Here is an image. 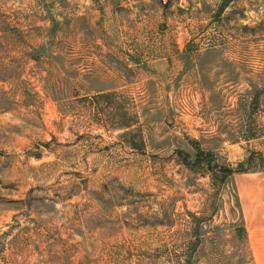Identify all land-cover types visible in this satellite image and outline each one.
Listing matches in <instances>:
<instances>
[{
  "label": "rangeland",
  "instance_id": "1",
  "mask_svg": "<svg viewBox=\"0 0 264 264\" xmlns=\"http://www.w3.org/2000/svg\"><path fill=\"white\" fill-rule=\"evenodd\" d=\"M256 169L264 0H0V264H239Z\"/></svg>",
  "mask_w": 264,
  "mask_h": 264
},
{
  "label": "crops",
  "instance_id": "2",
  "mask_svg": "<svg viewBox=\"0 0 264 264\" xmlns=\"http://www.w3.org/2000/svg\"><path fill=\"white\" fill-rule=\"evenodd\" d=\"M231 184L247 255L239 264H264V170L233 172Z\"/></svg>",
  "mask_w": 264,
  "mask_h": 264
}]
</instances>
